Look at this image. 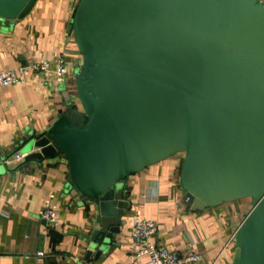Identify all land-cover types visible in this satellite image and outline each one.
<instances>
[{
    "label": "water",
    "instance_id": "95a60500",
    "mask_svg": "<svg viewBox=\"0 0 264 264\" xmlns=\"http://www.w3.org/2000/svg\"><path fill=\"white\" fill-rule=\"evenodd\" d=\"M36 1L0 0V25ZM68 32L75 98L63 94L65 111L21 153L63 156L97 206L85 257L120 233L127 180L180 155L193 211L249 201L232 264H264V0H78Z\"/></svg>",
    "mask_w": 264,
    "mask_h": 264
},
{
    "label": "crops",
    "instance_id": "0c3cea01",
    "mask_svg": "<svg viewBox=\"0 0 264 264\" xmlns=\"http://www.w3.org/2000/svg\"><path fill=\"white\" fill-rule=\"evenodd\" d=\"M77 1L37 0L23 19L0 25V70L42 63L52 70L59 56L68 64L64 79L29 68L23 84L0 87V264H130L127 241L134 210L154 221V244L181 255L190 249L196 252L200 259L190 264H232L233 234L249 201L193 211L178 185L180 155L127 180L131 210L120 233L97 258V249L85 256L91 232L97 228L98 209L92 202L83 203L71 186L63 156L13 160L65 111L63 94L75 98L73 70L80 57L68 26ZM50 195L57 207L55 224L38 216Z\"/></svg>",
    "mask_w": 264,
    "mask_h": 264
},
{
    "label": "built area",
    "instance_id": "2783aa9c",
    "mask_svg": "<svg viewBox=\"0 0 264 264\" xmlns=\"http://www.w3.org/2000/svg\"><path fill=\"white\" fill-rule=\"evenodd\" d=\"M32 68L41 72L50 71L57 79H64L67 75L68 64L64 56L56 58V67L49 70L48 64H34L30 67L18 66L13 69L0 70V87L9 85H21L25 82L27 69ZM26 154L17 152L13 155V160L22 162ZM54 195L48 196L44 201L38 216L47 224H55L57 219V207ZM156 226L153 220L143 218L139 210L132 212L131 227L128 234L127 245L131 257L130 264H135L137 260L145 259L143 264H190L199 261V255L192 249L181 255L164 246L156 245L152 242ZM38 256H43L38 253Z\"/></svg>",
    "mask_w": 264,
    "mask_h": 264
},
{
    "label": "rangeland",
    "instance_id": "374dc122",
    "mask_svg": "<svg viewBox=\"0 0 264 264\" xmlns=\"http://www.w3.org/2000/svg\"><path fill=\"white\" fill-rule=\"evenodd\" d=\"M249 209V208H248ZM247 208H245V211L247 212V210H248Z\"/></svg>",
    "mask_w": 264,
    "mask_h": 264
}]
</instances>
